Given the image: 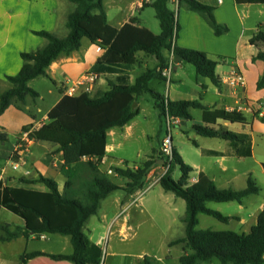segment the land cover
I'll use <instances>...</instances> for the list:
<instances>
[{
    "label": "trees",
    "instance_id": "trees-1",
    "mask_svg": "<svg viewBox=\"0 0 264 264\" xmlns=\"http://www.w3.org/2000/svg\"><path fill=\"white\" fill-rule=\"evenodd\" d=\"M76 5L67 15L66 37H59L50 31L35 32L36 36L46 40V45L36 51L21 53L22 68L16 76L7 77L12 88L0 93V116L13 105L19 110L27 104L28 97L36 101L40 95L30 88L29 82L46 76L51 64L61 56H69L82 49L83 40H89L105 53L95 62L91 72L97 75H118L116 82L110 81L106 91H97L69 96L63 95L56 108L49 112V122L35 128L25 126L21 135L28 133L29 141L34 143L50 142L59 146L63 165L61 175L66 179L63 189H59L55 179L41 173L34 178H21L27 185H42L45 193H33L26 199H18L0 183V207L25 220L26 226L11 229L9 224L0 223V241L10 242L24 236L60 235L69 236L73 246L70 254H48L34 252L21 256V262L47 256L54 261H69L73 264H101L103 249L92 242L84 228L92 216L97 215L102 203L114 192L121 190L133 195L144 187L155 162H125L124 168L114 166L111 170L121 179L127 180L126 186L116 184L114 176L102 170L103 161L108 156V134L115 128H125L138 115L136 104L139 98L150 96L158 115L172 125L176 121H192V111H202L201 125H193L194 131L204 138H218L226 141L235 154L252 157L251 139L242 134L222 129H212L219 121L247 125V119L238 110L227 111L210 109L200 101H171L168 97L151 89L153 81H166L163 71L171 65V55L195 67L199 77L210 79L221 87L222 80L216 72L218 61L194 49H185L176 45L179 25L177 14L171 8L169 0H155L152 4L159 21L161 33L151 45L135 42L127 50H120L117 45L130 26L121 29L109 24L104 0H67ZM238 3H261L264 0H236ZM178 7H185L202 15L216 35H224L228 29L221 27L215 20L214 8L198 0H179ZM135 19L130 24H135ZM264 42V32L260 31L251 41L252 45ZM143 52L155 59L157 64L152 69L142 71L135 82L125 85L130 80L129 69L137 64V54ZM254 61L264 62V51H259ZM264 88V75L258 83ZM0 141H7V135L0 133ZM20 145L15 161L20 153L26 151L27 143L17 140ZM22 142V143H21ZM195 146H197L194 143ZM173 159L167 160V171L161 176L159 185L168 193L174 194L186 202L184 218V236L169 243V247L185 244L189 253L181 256L179 264L211 263L218 260L221 264H264V210L258 216L256 225L249 234L236 231L200 230V216H212L217 221L228 223L231 219L211 209L208 204L238 202L242 205L250 196L259 195L261 186L253 177L243 190L218 189L215 181L201 173L198 181L191 184L193 167L186 164L182 156L173 147ZM209 155L220 157L224 154L208 151ZM264 169V163H263ZM179 169L181 178L176 181L173 172ZM144 264H152V258L145 256Z\"/></svg>",
    "mask_w": 264,
    "mask_h": 264
},
{
    "label": "crops",
    "instance_id": "crops-1",
    "mask_svg": "<svg viewBox=\"0 0 264 264\" xmlns=\"http://www.w3.org/2000/svg\"><path fill=\"white\" fill-rule=\"evenodd\" d=\"M139 1L140 0L131 1L128 6V16L121 19L117 26L110 23L109 12L105 7L109 24L118 29L126 26H130L129 30L137 29L136 31L139 32L140 38L144 35H148L150 33L149 27H147L144 20L137 17L136 13H141L145 10V8L150 6L153 8L152 4L155 0H152V3L146 4L144 7L138 6ZM198 1L202 4L213 7L216 18L215 20L219 25H221V27L227 28L228 31L224 35H216L214 30L206 22L205 18L198 14V12L189 10L185 7H178V10H176V19L179 25V32L176 45L181 48L194 49L204 52L209 56V58L218 61L219 64L216 67V72L222 80L221 87L219 88V86H216L208 78L198 77L196 79L197 86H201L203 89L202 93H199L195 86L191 87L185 82V79L178 77V70L184 68V65L188 63H185L180 58L171 55L172 75L170 81L166 80L162 81V83L161 81H153L151 83V89L153 88L152 84L154 82H159V84L165 85V89H167L168 94H170V97H166L171 99V101H200L204 106H207L210 109H223L227 111L238 110L242 112L243 116L247 119V125L219 121L215 126H206L212 129H222L224 131L250 135L252 137V157L250 158H243L235 154L234 150L224 140V142L216 141L219 145L218 148H213L207 144V141L201 142L192 140L193 145L194 143L197 145H194L197 150L196 153H194L197 156L196 160L188 159L182 151L175 147L174 148L182 156L184 159L183 161L193 167L194 173L192 174V179L190 181L191 184H195L198 181L201 173H204L215 181L218 189L243 190L248 185V179L250 176L257 181V183L261 186L260 194L250 196L242 205H240L241 208L244 209V213L242 215L238 214L231 217V219L236 220L241 227L248 229L247 226H249L251 232L252 228L257 223L260 212L264 210V203H259L256 208L248 205V202L251 200H254L253 203H256L258 200L256 197H259L262 193H264L261 181L253 174L257 168V170L260 171L264 177V169L262 166L264 163V88H258V83L264 75V62L261 60H253L259 51H264V42H260L256 45H252L251 43L253 37L260 31H263L264 4L258 2L249 4L238 3L236 0ZM119 2H122V0ZM64 10V0H0V93L8 91L12 88L11 84L7 81V77L16 76L21 71V53L36 51L46 45V40L36 36L34 33L43 30L52 32L51 30L56 28L58 23L64 20L66 13ZM131 19H135L136 23L130 24ZM152 36L155 40L158 35L153 33ZM141 40L143 39H139V42H142ZM84 50L85 52H83ZM138 54L144 53L140 52ZM101 56L102 55L97 53V48L94 52L92 47L83 48L82 43V49L79 52H74L69 56H61L58 61L51 64L46 76H41L29 82L28 85L31 89L38 93V89L34 87V84L37 83V81L47 77L45 79H50L55 86L57 85L56 78L60 76L64 78V82L60 88V93L61 90H63L62 93H65V88L67 86L71 85L74 81L79 80L84 74L91 73L92 66L100 59ZM155 62L157 64L156 60ZM233 69H238L244 74L246 80L245 89L238 88L237 90H233L224 83V79ZM174 75L176 79L174 78ZM117 76L118 75H98L95 86L101 78L105 80L106 84L110 81L116 82ZM131 80L132 77L130 74V80L123 83L125 85H130ZM106 84L102 87L99 83L97 91H106L108 86ZM41 97L42 96L40 95V98ZM62 97L63 95L61 94V97L56 101L54 107L42 117L40 116L42 113L41 107L38 108L36 106L37 102L33 101L29 97L27 99V104L23 106L22 110H19L17 106L13 105L0 116V133L7 135L6 142L0 141V183L17 196L18 199L21 198L27 200V198L33 193L46 192V188L42 185H27L26 183L19 181V179L25 177H37L38 173L50 177L51 179H64L62 182L63 185L60 184L61 182L58 183L55 180L59 185V189H63L66 179L60 172L63 165V154L59 153V146L51 144L50 142H31L28 149L20 153L17 161L12 160L11 158V155L16 154V151H18L20 147L17 140L19 138L22 139L21 131H23V128L27 125H33L35 128H40L44 124L48 123L50 121L48 118L49 112L56 108ZM179 122L183 124L184 122L186 123V120ZM193 125L195 124H192V127ZM236 127H240V129L235 130ZM116 130L117 129L115 128L111 131L113 138ZM11 135L15 136L13 142L10 140ZM257 136L260 137L259 140H256ZM107 151L108 158L110 153H112V147L109 143ZM208 151L224 155L217 157L216 155L207 154ZM55 153H57V155H55ZM107 158L104 159L103 165L106 164ZM246 160H254L253 167L246 168L241 166V164L246 162ZM121 165H123L122 162ZM121 165L117 164L116 166L122 167ZM109 167L111 168L114 166L109 165ZM110 168L108 172L111 174L112 170ZM148 178H150V174ZM159 181L154 183L155 187L160 186ZM140 192L142 191L138 190L133 195H130V198H137ZM167 197L172 206L170 211L173 222H181L185 216L187 208L186 202L177 198L172 193H167ZM143 199L144 196H141L138 203L141 204ZM114 202L116 204L115 206L119 207L121 210V212H117L118 214H115L114 219H117L118 221L123 218V221L119 224L120 232L125 233L128 230H132L133 227L130 225V217L127 215L128 213L120 218L122 211L131 204L129 199L125 196H118L114 199ZM249 207L252 210H250ZM19 218L22 222L18 224L5 223L1 221L0 223L1 225L9 224L11 229H14L16 226H26L25 220L21 217ZM104 218L107 219L106 216ZM0 235L2 234L0 233ZM51 236L56 235L44 234L41 236H31L28 239L22 236L10 242L0 241V264H23L21 262V256L34 252L55 254L49 252L47 247V242H49V238ZM91 241L95 243V241ZM42 242L43 244L40 246L36 244ZM17 243L21 245L19 249L13 252L6 251L8 247ZM95 244L101 246L100 242ZM70 253H72V251L69 253L57 254ZM27 264L73 263L69 261H54L47 258V256H40L29 260Z\"/></svg>",
    "mask_w": 264,
    "mask_h": 264
},
{
    "label": "rangeland",
    "instance_id": "rangeland-1",
    "mask_svg": "<svg viewBox=\"0 0 264 264\" xmlns=\"http://www.w3.org/2000/svg\"><path fill=\"white\" fill-rule=\"evenodd\" d=\"M65 1V17L62 22H59L56 28L51 30L59 37H66L68 35V29L65 26L67 15L73 12L76 5ZM105 0L104 5L109 12L110 23L117 26L118 22L121 21L125 16H128L129 4L132 0ZM171 8L177 11L174 6ZM137 17L146 22L145 24L150 29L148 35H144L140 38L137 29H131L125 32L123 38L119 41L117 47L120 50H127L135 42L141 40L143 44H151L153 39L152 34L159 35L161 33L159 21L156 19V12L153 8L147 7L141 13H136ZM143 22V23H144ZM264 31V27H263ZM142 34V33H141ZM92 47L96 50L97 46L92 44L89 40L83 41V48ZM85 52V50L83 51ZM98 53V52H97ZM99 54V53H98ZM156 64L148 55L138 54L137 64L132 66L128 71L131 74L133 84L139 74L146 70L154 68ZM178 77L185 79V82L191 87H196L199 93H202V87L197 86L196 79L199 77L196 74L195 67L191 64H185L184 68L178 70ZM47 78V77H45ZM42 78L34 87L38 89V93L42 96L37 102V107H41L42 113L41 117L45 115L51 108L54 107L56 101L61 97L60 88L64 82L63 77H57V85L54 86L50 79ZM174 78L176 79L175 75ZM103 87L105 86V80L103 78L98 81L96 86L91 88L92 96L96 93L98 89V84ZM162 83V81H161ZM108 85V83L106 84ZM152 89L164 96H169L167 89H165L164 84H159V82H154L152 84ZM108 89V86H107ZM34 101V100H33ZM136 110H138V115L131 121V123L125 128H116L114 138L112 133L108 134V143L112 147V153H110L107 158L106 164L102 165L103 171H109L110 166L121 165L122 168L126 166L124 162H130L134 165V162H147L149 159L155 162L154 170L150 173V178H147L144 183V187L141 189L144 192L143 202L138 203L139 199L130 198L131 196L126 194L124 191L118 190L114 192L110 197L105 200L97 215H94L89 220L86 228H84L85 234L95 243H101L102 259L101 264H144V257L152 258V264H179V259L181 256L189 253V249L185 248V244H178L174 247H169V243L178 238L184 236L185 224L178 222L174 223L171 217V204L168 201L167 193L161 186H156L160 177L167 171V160L169 156H172L166 152L165 146L168 149L175 147L188 158L196 160L197 156L196 148L192 143L194 141H207V144L213 148H218V142H224L223 140L204 138L199 136L193 129L192 124H201V111L193 110V121H186L183 124L176 121L174 124H170L168 120L164 117L158 115L155 109V104L153 99L146 95L139 98L136 104ZM240 129L236 127L235 130ZM259 140L260 137H256ZM15 139L14 135L10 136L11 142ZM24 140H22L23 142ZM213 141V142H212ZM21 142V143H22ZM29 147V146H28ZM57 155V153H55ZM12 160L15 159L14 155H11ZM148 158V159H147ZM254 160H246L241 166L246 168L253 167ZM255 167V166H254ZM112 168V167H111ZM110 168V169H111ZM256 178H258L262 183V188L264 190V177L261 172L255 170L253 173ZM111 175L114 176L115 183L121 187L126 186L127 180L118 178L117 175L112 171ZM173 178L179 181L181 178V172L176 169L173 172ZM58 183L63 185V180L55 179ZM153 183V184H152ZM264 192V191H263ZM118 196H125L129 199L130 205L127 206L128 214L130 217V225H132V230H128L125 233L120 232V225L123 221L122 219H114L115 214L121 212L119 207H116L114 199ZM258 200L253 203L254 200L248 202V205L257 207L259 203H264V193L259 197ZM135 201V203H134ZM139 204V205H136ZM254 204V205H253ZM209 207L216 212L221 213L224 216L233 217L236 215H242L244 209L241 208L238 202H229L217 204L211 202ZM250 210H252L249 207ZM117 213V214H118ZM107 217L105 219L104 217ZM119 217V216H118ZM121 217V216H120ZM0 221L5 223L18 224L22 220L8 212L7 210L0 208ZM241 227L236 220L230 219L228 223H222L217 221L214 217L202 214L200 216V230L212 229L214 231H236L238 233H249L250 229ZM48 251L52 253H69L73 251L72 243L70 237L68 236H51L49 238ZM39 246L42 243H36ZM21 245L14 244L6 249L7 252H13L19 249ZM201 264H221L218 260L212 261L211 263H201Z\"/></svg>",
    "mask_w": 264,
    "mask_h": 264
},
{
    "label": "built area",
    "instance_id": "built-area-1",
    "mask_svg": "<svg viewBox=\"0 0 264 264\" xmlns=\"http://www.w3.org/2000/svg\"><path fill=\"white\" fill-rule=\"evenodd\" d=\"M170 5L174 6L176 10H178V6H179V0H169ZM152 3V0H140L138 3L139 7H144L146 4ZM97 52L100 55H103L105 53L104 50H102V48H97ZM171 75H172V66L169 65V67L167 69H165L163 71V76L170 81L171 79ZM98 75L95 73H86L83 76L80 77L79 80L74 81L71 85L67 86L65 88V95H69V96H74V95H80L81 93H89L91 92V88L93 86H95L96 81H97ZM224 83L231 87L233 90H237L238 88H243L245 89L246 87V80L244 77V74L238 70V69H233L231 71V73L224 79ZM24 140L23 142L27 143V148L29 146V144L32 141H29L28 139V133H25L24 135H22V139L21 141ZM166 152H168L170 155L172 153V156L170 157V160L173 159V152H172V148L171 151L170 149H168L167 146H165L164 149ZM144 192H140L138 194V197L136 199H139L141 196H143ZM135 203V201H134ZM128 208L126 207L122 213H121V217L125 216L128 213ZM120 217V218H121Z\"/></svg>",
    "mask_w": 264,
    "mask_h": 264
}]
</instances>
